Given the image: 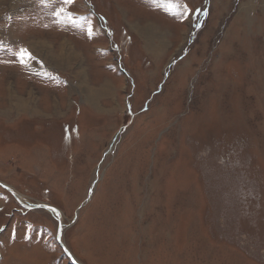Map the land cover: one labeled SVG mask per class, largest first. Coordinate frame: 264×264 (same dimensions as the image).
Wrapping results in <instances>:
<instances>
[{
  "label": "rangeland",
  "instance_id": "1",
  "mask_svg": "<svg viewBox=\"0 0 264 264\" xmlns=\"http://www.w3.org/2000/svg\"><path fill=\"white\" fill-rule=\"evenodd\" d=\"M0 182L78 264H264V0H0ZM57 225L0 186V264Z\"/></svg>",
  "mask_w": 264,
  "mask_h": 264
},
{
  "label": "bare ground",
  "instance_id": "2",
  "mask_svg": "<svg viewBox=\"0 0 264 264\" xmlns=\"http://www.w3.org/2000/svg\"><path fill=\"white\" fill-rule=\"evenodd\" d=\"M15 1V0H14ZM137 1V0H136ZM137 28H139V31H140V36L142 37V39L144 40V42H145V44H146V47L147 48H149V50L152 52V54L154 55V53H157L158 52V49L160 48V46H161V43H162V41L159 39V38H155V37H157V34L155 33L156 32V29L154 28V26L153 25H147V26H144V27H138L137 26ZM132 29H133V27H132ZM17 32V31H16ZM155 39H159L160 41L158 42V43H156L155 41ZM120 48V47H119ZM155 56V55H154ZM130 71V70H129ZM131 73V72H130ZM4 74V73H3ZM1 75H2V73H1ZM15 77V76H14ZM251 77V76H250ZM18 78V77H17ZM16 78V79H17ZM257 78V77H256ZM156 79V78H155ZM154 82H156V81H154ZM153 83V82H152ZM258 88V87H257ZM10 94V93H9ZM91 94V93H90ZM30 95H28V97H29ZM31 97V96H30ZM26 98V97H25ZM19 99V98H18ZM28 100V99H27ZM21 105V106H20ZM19 106L21 107V109L22 108H24V105L21 103V104H19ZM31 106V105H30ZM14 107V106H13ZM12 107V108H13ZM20 109V108H19ZM27 109H28V107H27ZM10 110V109H9ZM12 110V109H11ZM19 112V111H18ZM13 115V114H12ZM26 116V115H25ZM11 117V116H10ZM21 117V116H20ZM6 119V118H5ZM256 119V118H255ZM21 124V123H20ZM124 173V172H123ZM131 175V174H130ZM126 179V178H125ZM127 181H128V179H127ZM141 181V180H140ZM139 181V182H140ZM121 183V182H120ZM141 183H142V181H141ZM128 185V184H127ZM134 185V184H133ZM131 187V186H130ZM128 189V188H127ZM15 190V189H14ZM125 190V189H124ZM134 190V189H133ZM147 190V189H146ZM16 194V196H17V198L21 201V202H23L24 204H31L27 199H25L24 197H23V195H19L20 193H18V192H16V190L14 191ZM127 192V191H126ZM121 196V195H120ZM123 201V200H122ZM131 202H133V201H131ZM37 203H39L40 205H45V204H43V203H41V202H37ZM133 204V203H132ZM48 212H51L54 216H55V213L53 212V211H50V210H47ZM63 216V215H62ZM56 217V216H55ZM234 219V218H233ZM64 220V219H63ZM242 221V220H241ZM240 225V224H239ZM62 226H63V221H62ZM242 226V225H241ZM217 239V238H216ZM61 240H62V242H64L63 241V239L61 238ZM240 249V248H239ZM72 253V252H71Z\"/></svg>",
  "mask_w": 264,
  "mask_h": 264
},
{
  "label": "snow or ice",
  "instance_id": "3",
  "mask_svg": "<svg viewBox=\"0 0 264 264\" xmlns=\"http://www.w3.org/2000/svg\"><path fill=\"white\" fill-rule=\"evenodd\" d=\"M54 0H41V3L43 4H51L53 3ZM63 4L65 5H72L74 0H62ZM169 12H171V8L166 9ZM197 11H200L199 9H197ZM53 15L56 17V20L54 21L57 24L62 23L64 20L68 21L73 27L77 26L76 22L73 18L74 14L72 12H70L67 8L64 7H60L58 10H56ZM81 20H85L86 17H80ZM88 36L89 38H91L92 36V32H93V25L91 24V22H89L88 24ZM18 58L21 64L25 63L26 59H31V55L27 53V50L25 49H21L20 53H18Z\"/></svg>",
  "mask_w": 264,
  "mask_h": 264
},
{
  "label": "water",
  "instance_id": "4",
  "mask_svg": "<svg viewBox=\"0 0 264 264\" xmlns=\"http://www.w3.org/2000/svg\"><path fill=\"white\" fill-rule=\"evenodd\" d=\"M0 186L4 189H6L7 191H9L10 193H12V195L15 197V199L17 200V202L24 208L26 209H38V208H43L45 210H50L53 211L55 213L56 219H57V231H56V239L58 241V243L60 244V246L62 247V249L64 250V252L68 255V257L71 259V261L73 263H76L75 260L72 258V256L70 255L69 251L67 250V248L65 247V245L63 244L61 238H62V233H63V226H62V220H61V213L60 211L55 208L54 206L51 205H40L38 204H24L23 202H21L17 196L15 195L16 193L14 192V190L12 188H10L7 184L5 183H1L0 182ZM78 264V263H76Z\"/></svg>",
  "mask_w": 264,
  "mask_h": 264
},
{
  "label": "crops",
  "instance_id": "5",
  "mask_svg": "<svg viewBox=\"0 0 264 264\" xmlns=\"http://www.w3.org/2000/svg\"><path fill=\"white\" fill-rule=\"evenodd\" d=\"M48 49H49V52H51L52 53V55L54 56V55H58L59 53L58 52H53L52 51V49L48 46ZM60 68V70H61V67H59ZM56 69V68H55Z\"/></svg>",
  "mask_w": 264,
  "mask_h": 264
}]
</instances>
